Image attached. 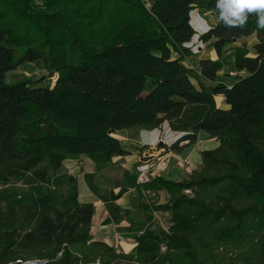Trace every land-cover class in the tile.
I'll use <instances>...</instances> for the list:
<instances>
[{"label": "trees", "instance_id": "obj_1", "mask_svg": "<svg viewBox=\"0 0 264 264\" xmlns=\"http://www.w3.org/2000/svg\"><path fill=\"white\" fill-rule=\"evenodd\" d=\"M148 1L146 10L137 0H0V264H264V29L254 13L243 28L219 19L201 37L207 47L197 68L205 88L182 55L195 36L190 12L219 17L217 0ZM109 20L118 30L113 39L103 35ZM21 26L40 27L43 39L16 51L11 39ZM54 27L72 38L82 32L88 47L99 41L100 49L78 57L75 45L50 54L43 45L51 50L45 37ZM226 51L242 76L224 84L209 54L220 59ZM47 54L49 70L58 73L53 86L43 77L8 82L9 72ZM216 96L226 108L216 106ZM164 124L182 132L158 146L165 152L192 147L198 132L218 147L201 152L200 167L183 181L157 176L143 186L167 192L166 204L151 198L149 205L151 216L168 213L170 225L162 236L142 230L131 254L118 253L92 239L94 206L78 202L74 177L56 173L69 156L87 157L97 171L133 152L144 160L148 146L123 143L116 133ZM93 180L84 175L97 196ZM61 186L62 196L55 192ZM123 193L97 197L107 206ZM106 208L112 220L121 219L120 207Z\"/></svg>", "mask_w": 264, "mask_h": 264}, {"label": "crops", "instance_id": "obj_2", "mask_svg": "<svg viewBox=\"0 0 264 264\" xmlns=\"http://www.w3.org/2000/svg\"><path fill=\"white\" fill-rule=\"evenodd\" d=\"M212 52L209 54L211 56ZM212 60L213 58L210 57ZM198 60V58H197ZM221 73V72H220ZM220 73L219 77L220 78ZM203 83V86L205 88L209 87V84L207 85L206 82L201 80ZM224 84L226 83L224 81H219ZM214 102L217 107L219 108H226V105L224 104V98L222 96H216L214 97ZM166 125V124H164ZM168 126V124L166 125ZM131 131H125L121 133H116L115 137L122 141L123 143L127 144H138V145H144L146 143V140H143V136L146 135L144 131H134L135 136L131 135ZM149 141L153 142L157 138L155 134L150 135L148 133ZM165 137H161L158 141L157 145L160 144H170L173 142L176 138H178L180 135H182V132L180 131H174L169 129L168 132L165 133ZM163 140V141H162ZM214 139H210L207 134L204 132H198L197 133V142L195 145H193L190 148H186L180 153H173V156L181 159V160H187L190 163L191 171L196 170L201 165V157L200 153L202 152L201 149L208 146L207 144L211 142H206ZM162 141V142H161ZM216 141V140H214ZM209 146H213V144H209ZM144 157V156H141ZM138 156L137 152H133L131 155H128L126 157H116L113 158L111 163L105 168L101 169L100 171H97L96 165L89 160L85 156H78L75 159H69L64 161L67 162V168H64L62 165L61 171H63V174H68L75 178L76 180V188H78V180L84 181V175L85 174H94L95 178L103 179L106 186H104L102 189L94 185L98 190L97 196H103L108 197L111 193L114 195L118 194L119 190H123V195L120 199L117 201H109L106 203V205L111 206H118L121 209L120 214H118L120 217L117 216V218H121L118 222L111 219L109 216V213L107 211V206L104 205V203L99 200L97 196H95L93 193L90 192V190L87 188H84L83 195L81 196L78 193V202L80 204H92L95 208V215L92 218L91 221V236L92 239L95 241H101L105 244H107L109 247H112L115 249L118 253L123 254H131L134 249L130 246L136 247L135 238L141 234L142 231L139 229L143 228V223L146 226H144V229L149 227L151 223L153 225L150 227L151 230H153V227H155L154 222L157 218V212L153 213V219L149 220L150 218V211H152V206L149 205L150 199L154 198L156 200L157 205L160 204V192H151L147 191L144 195L142 193L143 189L141 187H137L136 180L131 181L129 179L130 173H136L135 167L138 163V161L141 158ZM173 162V169L177 170L180 174L183 175V179L179 182L183 181L186 178V173L183 170H179L175 166V160L171 159L169 161ZM63 163V164H64ZM169 166V165H168ZM172 169V168H171ZM169 171V167L163 172H161L158 177L162 178V174ZM109 172L108 180L107 178L104 180L105 175L102 177L103 173ZM137 174V173H136ZM126 176V177H125ZM123 179H126L123 180ZM165 180L164 178H162ZM85 183V181H84ZM94 184V180H93ZM86 185V184H85ZM107 194V195H106ZM168 195H167V201H168ZM148 206V210H146L145 205ZM166 201V202H167ZM162 205V204H160ZM165 215H168V213H165ZM169 217V215H168ZM96 219V220H95ZM104 221H107V223H103ZM143 229V230H144Z\"/></svg>", "mask_w": 264, "mask_h": 264}, {"label": "rangeland", "instance_id": "obj_3", "mask_svg": "<svg viewBox=\"0 0 264 264\" xmlns=\"http://www.w3.org/2000/svg\"><path fill=\"white\" fill-rule=\"evenodd\" d=\"M140 4V6H144L145 9H149V4H147V2H149L148 0H137ZM133 12H139L136 9L133 8ZM190 19H191V24L195 30V36L193 37V39L185 46L187 49V53H185L184 55H182V60H183V64L185 66V68L192 74V76H194L197 80L198 83H200L201 85H203V83L201 82L202 78L200 77L199 73H198V68H197V58L201 57L203 55V52L205 50V48L207 47V43L202 42L201 37L208 32V30L214 26H216L219 23V17L211 14V13H205L204 11H202V9H198L195 8L190 12ZM102 26H104V31H103V35L105 38L107 39H113L116 37L118 30L115 28V21L114 20H109L104 21V23L102 24ZM36 27V26H35ZM40 27H41V23H40ZM39 27V28H40ZM39 28H32V29H28V31H24L23 30V26H21L19 30V32L17 33V35L13 36L11 39V42H13L14 46H15V50L19 51L20 46H22L21 44L24 43L26 40H32V41H36L39 42L40 38H41V34H40V30ZM53 34L52 36H48V38L45 37V39L49 40L51 42V50L48 51L47 48H45V46L43 45V49H45L47 52H49L50 54H55L58 52H66L68 51V49L70 47H74L75 45L76 47V51H77V56H83L84 53H89V52H94L95 50H99L100 49V42L98 41L99 47L97 46V44L88 47L87 44L89 43L90 39H82V32H80L77 37H73V32L69 34L65 31V30H59L56 31V27H54L51 31ZM89 37V36H87ZM93 37V36H92ZM94 38H97V34H95ZM43 39V38H41ZM41 43V42H40ZM247 48H251V45L253 43V38H249L246 40V42H244ZM44 50V52H45ZM46 53V52H45ZM17 55V53H16ZM16 55L15 58L16 59ZM49 57V54L44 55V58L38 62V63H34V64H27L24 66L19 67L18 69H16L15 71L9 72L7 74V80L10 83L16 82V81H20L22 79H38V78H45V84H48L50 86H53L58 73H54L51 72L49 70L48 64H47V58ZM213 58L214 61H217L220 63L221 66V73H220V78L218 79V81H224L226 80V83H233L235 81H237L238 79H240V77L242 75H237L234 67H233V54L230 51H226L222 54V57L220 59L216 58V55L212 52L211 56ZM208 85V84H207ZM167 125V124H166ZM163 125L162 131H161V135H163L164 133L169 131L168 126ZM131 135L135 136L136 133H134V131L130 132ZM144 133L146 135L143 136V140H146V143L144 145L148 146V147H152L155 146L158 141H159V135H156L157 138L155 140H153V142L149 141L148 138V134ZM163 137V136H161ZM23 140H25L24 138H22ZM206 142H211L213 144V146H209V144H207L208 146L204 147L201 149V151H212L215 150L218 147V142L214 141V140H210V141H206ZM74 156H69L67 158V160L69 159H75ZM201 157V156H200ZM64 163V162H63ZM64 166V168H67V162H65L64 164H62ZM169 171L166 173L162 174V178H164L167 181H173V182H179L180 180L183 179V175L180 174L177 170L173 169V162H170L169 164ZM172 168V169H171ZM64 172L63 171H58L56 173V176H60L62 175ZM64 175V174H63ZM68 175V174H67ZM105 175L104 180L107 178H110L109 176V172L103 173V175H101L102 177ZM137 177V174L135 173H130L129 174V179H131V181H135ZM75 179V178H74ZM126 181V179H123ZM53 184V183H52ZM94 185H96L99 188H103L105 185L103 179L100 178H95L94 179ZM78 193L81 196L83 195V191L84 188H86V185L84 183L83 180H78ZM55 192L57 194H59L60 196H62L65 193V186H61L56 188ZM107 195V194H106ZM109 196V195H108ZM167 192L165 190H161L160 192V204H166L167 202ZM150 218L154 217L149 215ZM96 220V219H95ZM149 222V220H148ZM146 223H143V228L141 227L139 230L142 231L144 229V226H146ZM153 225V223H151L149 225L150 228ZM155 227H153V231L162 236L164 234H166L168 227L170 225L169 222V217L168 215H165V212H161V211H157V218L154 222ZM98 241V240H97ZM133 249L135 248V246H130Z\"/></svg>", "mask_w": 264, "mask_h": 264}, {"label": "built area", "instance_id": "obj_4", "mask_svg": "<svg viewBox=\"0 0 264 264\" xmlns=\"http://www.w3.org/2000/svg\"><path fill=\"white\" fill-rule=\"evenodd\" d=\"M162 127V126H161ZM157 128L154 131L150 132V135L155 134L159 135V140L161 136L165 137V133L161 135L162 128ZM163 141V140H162ZM161 141V142H162ZM164 144V143H163ZM159 145L148 147L150 149L149 153L145 156L146 159H140L135 167L137 173L136 184L143 188L149 181L156 178L161 172L165 171L169 165L171 159L175 160V166L179 170H183L186 175L191 173V166L187 160H181L173 156L172 152H165L163 149H158ZM145 195L146 191H142ZM186 195L190 194L189 191L184 192ZM161 251H164V248H161ZM20 264H47L44 260H33L27 262H19Z\"/></svg>", "mask_w": 264, "mask_h": 264}, {"label": "clouds", "instance_id": "obj_5", "mask_svg": "<svg viewBox=\"0 0 264 264\" xmlns=\"http://www.w3.org/2000/svg\"><path fill=\"white\" fill-rule=\"evenodd\" d=\"M216 8L219 19L228 27L243 28L248 15L254 13L257 26L264 29V0H217Z\"/></svg>", "mask_w": 264, "mask_h": 264}]
</instances>
